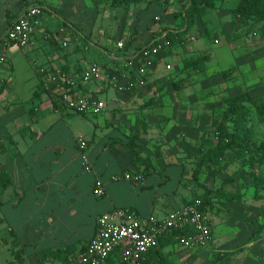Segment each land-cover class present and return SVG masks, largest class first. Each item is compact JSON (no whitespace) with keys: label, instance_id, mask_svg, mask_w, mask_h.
<instances>
[{"label":"crops","instance_id":"crops-1","mask_svg":"<svg viewBox=\"0 0 264 264\" xmlns=\"http://www.w3.org/2000/svg\"><path fill=\"white\" fill-rule=\"evenodd\" d=\"M171 2L176 7V1ZM33 4L42 6V14L32 42L8 47L6 63L0 67V264L67 262L85 248L95 233L96 218L104 212L127 208L141 220H160L189 203L192 171L179 157L182 151L198 150L199 133L212 124L215 93L237 55L215 39L191 35L189 42L163 47L146 68V83L129 90L126 84L139 73L124 66L123 57L146 45L151 36V41L161 39L167 30L160 33L157 25L144 27V33L133 35L129 52H123L118 41L102 31H98L101 42L89 40L85 31L104 6L111 12L109 2L0 0V40L8 25ZM166 4L142 2L124 17L142 16L145 10L139 9L147 5ZM107 49L120 54L116 57ZM195 58L200 67L190 64ZM92 64L100 65L106 76L83 83L78 92L102 100L105 107L97 113H78L60 100V80L62 74L78 75ZM19 69H25L27 77L18 78ZM252 85H246L249 93ZM79 136L87 141L84 149L77 145ZM156 137L170 140L173 146H157ZM126 171L140 173V181L111 179ZM96 178L104 184L100 196L92 191ZM213 223L215 238H220L213 244L187 248L175 235H163L156 248L136 260L123 261L115 251L103 264H257L262 260L258 255L246 256L247 249L232 255L238 245L231 236L228 239L230 227L224 226L227 235L222 239L220 225Z\"/></svg>","mask_w":264,"mask_h":264},{"label":"rangeland","instance_id":"rangeland-1","mask_svg":"<svg viewBox=\"0 0 264 264\" xmlns=\"http://www.w3.org/2000/svg\"><path fill=\"white\" fill-rule=\"evenodd\" d=\"M236 2L237 0H215L213 6L207 9L203 15L194 16L193 24L186 35H183L185 42L190 41L191 35L194 37L205 35L211 42L215 39V43L228 46L234 55L237 54L235 55L236 61L227 65L223 84L215 93L212 124L199 133L195 144L198 150L182 151V155L179 157L186 161L189 172L193 170L199 159L201 149L215 144L217 140L216 130L223 119L225 97L231 94V98L236 93L247 90L248 83L254 86L250 89V95L251 93L264 94V21L244 20L235 17L229 7L235 5ZM169 3V7L158 14L157 19L152 15L160 12L158 5L150 6L147 11L142 13V16L135 14L134 18L131 16L129 19L124 17L125 15H119L116 10L112 9L111 12H108L109 9L104 6L98 12L97 21L85 27L87 38L99 42L101 39L99 37H102L98 35L100 30L103 32V36L124 42L126 33L133 32L140 35L144 33V27L147 25L171 28L173 26H169V24L172 23L175 25L173 28L183 29L187 25L186 22L180 16H175L173 11L176 8ZM132 21H135L134 24L131 23ZM167 45L169 44L167 43ZM17 74L18 78L22 79L27 77L28 73L25 69H19ZM247 91L249 92V90ZM233 121L235 120L233 119ZM242 126L243 130L246 127L248 129L244 135L250 152L244 154L239 150L228 148L220 161H212L207 169H203L198 175V180L191 182L192 190L189 192V197L190 200L201 197L204 188L198 183L211 184L212 192L208 196L209 201L205 210L209 224L213 226L215 224L213 222H217L220 225L219 236L222 239H226L222 236L227 235V231L223 228L230 227L231 233L228 235V239L231 236V239L238 245L232 251V255L247 249L248 252L244 253L246 256L258 255V257H262V260L258 259L257 264H264V187L259 180L260 176H264V161L260 160V155L256 151V147L264 142V123L257 120L255 111L251 109ZM231 127L230 123L229 128ZM184 137L182 136L183 139ZM154 142L159 147L165 144L173 146L172 143L170 144V140L165 141L164 138L156 137ZM215 239L217 242L220 238H215L213 233V240L210 244H213ZM248 245L255 247L249 248Z\"/></svg>","mask_w":264,"mask_h":264},{"label":"built area","instance_id":"built-area-1","mask_svg":"<svg viewBox=\"0 0 264 264\" xmlns=\"http://www.w3.org/2000/svg\"><path fill=\"white\" fill-rule=\"evenodd\" d=\"M41 14L42 9L33 4L8 25L4 37L0 40V67L6 63L8 47L12 45L25 47L32 42V36L40 26ZM118 46L122 47L123 42L118 41ZM165 46H167L166 41H159L149 47H144L136 62L132 59H126L123 62L126 67H134L139 73L133 83L126 84V89L131 90L135 86L146 83V68L152 64L154 57ZM166 68H170V65L167 64ZM109 75L110 73L107 74V77ZM105 76L100 65L92 64L78 75L62 74L59 88L63 87V83L71 88L79 83H87L92 79H101ZM63 102L67 108L78 113H97L105 107L102 100L81 94L78 90L66 93ZM76 140L79 148L87 147V141L83 137L79 136ZM84 166L86 169L90 168L86 157H84ZM111 179L138 182L141 175L126 171L112 175ZM92 191L96 196L104 194V184L100 178L95 179ZM200 205V199L196 198L192 202L174 209L160 220H141L136 211L127 208H115L104 212L96 218L95 233L85 248L67 262L50 264H103L115 251L119 253L121 260L133 261L156 248L163 235H175L177 242L187 248L207 245L212 242L213 233L207 220L206 211L202 210Z\"/></svg>","mask_w":264,"mask_h":264},{"label":"trees","instance_id":"trees-1","mask_svg":"<svg viewBox=\"0 0 264 264\" xmlns=\"http://www.w3.org/2000/svg\"><path fill=\"white\" fill-rule=\"evenodd\" d=\"M103 2H109V7L113 10H116L119 15H126L132 7H134L137 4H140L142 2H146L150 4L153 0H102ZM176 1V9L173 11L175 16H180L185 22L186 26L181 29L172 28L168 30V27L164 26L162 27L161 32L166 31V34L161 39H155L151 41L153 36H151L147 41L146 45L143 47L139 46L136 50H131L130 55L123 57L126 59H132L134 62H136L142 52V49L144 47H149L153 44H156L159 41H167V43L170 45L172 43H182L183 41V35L188 32L189 28L193 24V18L195 15H203L207 9L211 8L215 2V0H175ZM160 5H163V3H167L166 0H158ZM169 3V2H168ZM171 4H174L175 2H171ZM169 3V4H170ZM222 3V2H221ZM38 5L41 9L42 6ZM149 5L143 7V9H139L140 11H147ZM169 7L168 4H166L164 7L160 8V12H164ZM230 11L235 17L242 18L244 20H255V21H264V0H237L235 5L229 7ZM156 13L155 15H157ZM152 15V16H155ZM147 29L150 28V26H146ZM145 27V28H146ZM153 34V32H151ZM134 33L131 32L130 36L123 42V46L121 47V50L123 52H129V49L131 45L135 42V37H133ZM186 40V39H185ZM107 51L112 53L114 56L118 57L120 54V51L117 53L113 51ZM198 58H195L194 60L190 61V64L195 65V67H200L198 63ZM188 65V64H187ZM186 65V66H187ZM125 66V65H124ZM122 67H118L114 70V73H119L122 70ZM81 85L83 83H79L75 87L69 88V86L66 83H63L62 89H60L61 93L58 94L60 100H63V97L66 93L70 91L79 90ZM230 95H227L225 97V107L223 111V119L218 124V128L216 130L217 134V140L215 144L205 148L201 149L200 159L198 162L195 163V166L192 170V179L194 181L198 180V175L203 171V169H207L209 164H211L212 161L216 162L221 160V157L224 155L225 151L228 148H233L236 150H239L240 152H244V154H247L250 152L248 142L245 140V135L247 133V127L243 130L242 124H245V121L247 120V116L250 113L251 109L255 111L256 118L259 122L264 123V94L261 95H255L251 96L247 90L242 91L240 93H236L233 97ZM63 105L65 106L64 102ZM229 119H232L230 122ZM233 119L235 121H233ZM233 122V123H232ZM230 123L232 124V127L229 128ZM236 123V124H234ZM247 126V125H246ZM245 132V133H244ZM132 140H134L132 138ZM133 142V141H132ZM131 142V144H132ZM256 151L260 155V160L264 161V142L260 143L256 147ZM260 183L264 187V176H260ZM200 186L204 188V191L201 195V197H198L201 201L200 208L202 210H206V204L208 203L209 199L208 196L212 192L211 189H208L204 184L198 183ZM233 196V195H231ZM194 200V199H193ZM191 200L190 202H192ZM227 255V254H226ZM18 264H21L20 262Z\"/></svg>","mask_w":264,"mask_h":264}]
</instances>
